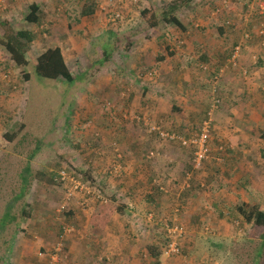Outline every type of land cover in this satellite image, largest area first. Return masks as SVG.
<instances>
[{
    "label": "rangeland",
    "instance_id": "rangeland-1",
    "mask_svg": "<svg viewBox=\"0 0 264 264\" xmlns=\"http://www.w3.org/2000/svg\"><path fill=\"white\" fill-rule=\"evenodd\" d=\"M25 1L26 4H24L22 0L20 2V6L17 8V6L10 7L6 0H0V36L10 39L11 43L15 45L16 41H19V39L10 36L11 33H13L12 26H14L17 32L21 29V31H26V35H28L27 32H29L34 37L30 44H28V36L24 41H22L21 48L25 50L29 62L26 67L16 68L12 65L8 54L2 47H0V77L3 72H8V79H12L10 82H13V85H15V88H13L11 84L8 85L9 81L0 83V156H3L5 153L9 155V158L4 157V164L6 167L7 165H11L13 159L17 158L16 160H20L24 164L29 163V168L34 174L45 171L44 179L42 175V185L43 187L49 186L53 188H49L51 189V192L48 191L45 195H43V197L42 195H38L37 200L43 198L44 208L57 209V211L55 210L56 213L61 214L59 205L61 206L64 201L69 200L65 199V197L60 198V203L56 196L64 194L65 189L66 192H69L72 188L71 186L67 188L66 185L63 187H55L54 185H51L48 182L50 174L60 171L61 168L65 166L66 168H69L78 165L83 168V166L86 167L88 165V169H93L92 174L96 176V168L92 166L95 154L99 155L98 158L101 161L109 164L112 161L114 162V158L117 157L111 155L110 153L116 155L121 153L120 147L116 146L117 148H114L112 146V140L107 142L104 141V135L102 138L105 143L104 149L99 150L97 148H93V150L92 147L89 146V142H86L85 140H87L89 135L92 139L99 138V130L97 129H93L91 133L84 132L83 139L80 141L81 143H79V146L81 144L80 148L75 147L77 141L80 140V132L78 133L77 130H74L77 132L75 133L77 139L66 142L63 140L64 134L62 131L64 117L70 113V108L68 107L70 104L72 108H74L73 110L81 113L89 102L96 101V96L93 94L90 95L88 91V88L90 89V86L94 81H111L110 72L112 71L115 72L112 75L113 81L118 80L117 76L119 74L116 72H118L117 70L120 62L113 59L111 62L114 65L113 66L111 63H102L103 60L100 59L101 54L106 50L107 44H104L101 47L95 44L94 47L91 45L94 41L97 42L94 36L102 34L106 29L114 28L115 24L112 22L113 18L110 17L112 11H108V17L104 13L105 10H110L108 9L110 6L109 3L104 2L100 4L95 16H84L82 15V12L84 10L83 7L87 5V0H33L34 3L41 4L42 6L41 25L37 28L35 27L29 30V28L24 24V16L28 12V7L26 8V6L32 2L31 0ZM172 1L173 0H117L118 4L123 5V7L120 9V6L116 5L113 6V9L116 12L124 11L123 16H127L131 13L133 16L138 17L137 15L139 12L137 11H141L142 8L144 9L145 7L153 5L162 7L163 9H169ZM174 1L176 2L177 0ZM225 1L228 2L227 0H193L190 6L191 8H185L182 10L183 12H181V10L178 11L186 20H181V22L185 23L187 20L194 21L192 24L194 35L203 33V31L204 33L207 31L211 32V34L214 37L216 36V38H209L208 40L219 49L218 46L224 45L225 42L220 38H217L218 33L216 30L217 27L222 24L221 17L226 16L223 12L220 14L219 12L224 9L231 11V13L234 10L238 11L245 0H230L228 5H226ZM43 2L47 3L49 6L45 7L48 13L53 12L54 17L57 19L54 28L49 29L48 27L49 22L46 21L47 13L43 11ZM193 3H195V6H193ZM131 4H133V6H131ZM49 8H51V12L48 10ZM193 8L196 10L193 11ZM8 11L11 12L8 13ZM2 21L5 24H3ZM68 23H72L73 26H78V30H81V28L84 27L86 29L82 30V34L84 36L79 35L78 30H75L78 33L76 36L71 35L70 33L67 35L65 28ZM78 23H80V25ZM163 29H165V26H163ZM87 30L91 33V36L86 39ZM174 33L178 34L176 31H171L169 37L167 38L169 40L172 38L171 42H173V37L175 36L176 40H178L177 35H174ZM187 35L192 39L193 36L189 35V33ZM207 36L209 35L207 34ZM155 41H157V43ZM259 41L255 42L252 40L249 43L247 42L241 45V55L239 63L236 67H229L228 65L224 66L225 72L229 71L230 68H237L242 79H250L252 74L257 73V80L255 82L248 81L245 85H243L244 96L247 100H245L244 97L241 99V94L236 95L231 99L228 98V102L225 103L227 106H225V104L221 101L218 108L214 110L212 113L213 121L210 130V138L207 142L209 153L206 160L202 161L198 168H195L193 154H190V147L187 150V156L192 159H190L189 164L188 161H186L185 166H183L182 163L184 160L179 158L180 153H177L176 150L177 148H181V146L178 147L179 144L178 146L173 145V142H170L172 141L170 138L161 136L160 134L162 133L165 135L168 132L169 134H175L177 137L185 140H188L193 135H196L198 133V129L202 127V123L207 120L205 114L200 112V106L208 103L206 108L207 113L212 105V99L217 97L214 92H212V96H210L208 92L206 93L201 88L200 84L194 85L193 88L189 89H187L188 86L181 87L182 89H186L185 91L194 90L196 92H193L194 94H192L194 96L193 100H197L191 101V104L193 107H197L199 116L187 118L183 117L184 119H178L179 117L175 113L176 117L174 116L175 119L173 120L176 123L170 124L171 121L168 119L167 123L164 125L169 126L167 129L158 124L155 119H153L154 122L149 121V119L141 120L145 123V125H143V129L149 128L147 130V136L149 138L146 139L150 143L148 147L150 150L155 149L159 151L158 155L160 156L161 161H163L161 164L164 167H167L171 161L175 162V165L179 164V166L177 165L173 168V178L175 179L173 183H175V185L173 183L170 185L171 187H174L176 191L171 205L173 207V217H170V213L166 215L163 214V216L159 213L156 220V227L158 230L154 232V236L161 234L160 238L162 241L163 238H165L164 234L171 230L172 225L173 227L181 226L183 233L184 235L186 234V236L178 242L180 247L178 254L168 256L165 252L161 255L159 262L155 263L149 259V255L146 254L147 252L145 250V246L148 245V242L144 240L143 244L139 247L140 250H137L136 254H134L135 257H131L125 253L122 247L115 246L117 249L116 252L112 251L111 253L110 250H107L108 258L103 257L102 253H100L96 259L97 264H251V262H249L250 256L247 254L248 250L246 247L242 248L240 245V242L243 241L245 234V229H243L240 224L241 218H237L239 216L227 217L225 214H227V211L229 210V203H232L231 205H235L233 203H237L242 200L247 202L249 200V193L252 194V197L255 200L262 201V203H264V160L258 156V150L254 149V146L252 149H248L246 151L240 148V162L243 165V167L238 170V174L240 176L239 178H235L234 176L227 178L222 172V169L225 167L223 166L224 159L222 160V156H220L227 148L218 145L222 143V141L224 142L230 140V136L233 131V146H235V143L241 139V135H245V132L248 137L252 136L253 139V137H255L253 135L254 129L259 132V135L262 134V131H264V116L262 114L264 113V98H262L261 104L258 106L256 105V108L259 109V113L263 119L262 123L258 127V130H256V123H253L254 120L252 118L245 119L246 122L241 121L242 119L240 118V113H243V111H245L249 106L250 101L248 98L250 97L255 100V97L252 94V91L255 90L254 85H256V88L260 87L262 88V91H264V67L262 61L258 60L257 64H251L253 67L256 66V69L252 71H248V69L240 63V61L242 62L244 56L248 54L245 53V51L248 50L247 48L251 50L249 56L252 62V56L255 53H260L259 56H261V59H264V46H262L264 38H259ZM141 42V44L139 43V45L136 46L134 52H131L132 54L121 55V53L118 52V56H120L123 61L127 59V66H133L136 63V60L133 58L137 57L135 51H138L139 48L145 47L146 55L147 51L151 52V54H149L150 57L148 55L145 56L149 60H146L143 64L145 67L152 66V68H156V72H150L151 68H146V71L144 72V65L141 69L136 68L134 72L136 76L141 73L143 75L142 78L144 79L146 76V83L157 85L162 82L156 81L153 74L157 73V71L158 73L164 72L163 70L160 71L162 63H154L156 59L155 54L158 49L160 52H163V55L165 53L177 54L180 55L181 60H184V57L187 53H189V48L191 47L188 45L185 49L184 46L182 48L180 46L177 51L171 44H169V42H165L164 44V42L160 39H153V41H149L147 43L141 40ZM188 42L189 39L187 40V43ZM52 44L61 48L70 71L73 72L74 77H77L72 80L73 82L48 80L35 75L34 64L36 58L46 47L52 46ZM125 46L126 45H122L121 48H125ZM228 49L229 48H227L226 51ZM115 54H117V52H115ZM142 56L144 55L142 54ZM129 59L133 60L129 61ZM164 68L165 76L161 81L167 82L169 79L172 81L175 78L176 81H184V79H187L188 77L187 74H184L186 71H183L181 67L177 70L173 66L164 65ZM197 71L200 72L199 70ZM171 75H174V79L173 77L171 78ZM217 78L219 81L224 80L223 76H217ZM251 82L254 85H251ZM148 86L149 84L145 85V87ZM100 88L105 89L104 84H101ZM177 88L178 87L173 86L171 89L178 93L179 91ZM168 89H170V87H168ZM162 92L163 91H161V93ZM146 94L147 97L155 95V93L149 91H146ZM261 97H264V94H261ZM120 101H125V97L120 96ZM164 101H167V99ZM169 102L167 103L168 106L171 105ZM182 102L184 101H181V103ZM231 103H233L232 106ZM94 105V109H96V106L98 105ZM147 106L148 105H146V107ZM147 109H149V107H147ZM230 109L236 111L238 116L218 118L219 112L223 114ZM121 114L123 115V122H125L124 117H126V122H130L136 116L135 113L129 114V111H122ZM217 119L218 122H216ZM20 125L24 126V128L20 129ZM218 127L221 128L219 132L222 131L224 135H228V138H225L226 136H223L221 133L220 135L217 134L220 137L215 134L219 133L218 130H215V128ZM153 128L154 130L159 128L160 131L157 129L159 134L154 131ZM17 131H20V133H17L16 139L10 143L2 137L6 133H13ZM90 138L88 140H90ZM219 139L221 141H219ZM254 140L256 141V139ZM257 140L259 143H264V141H261L260 139ZM172 145L174 149L172 148ZM221 145L223 146L224 144ZM86 147H88L89 150H86ZM161 147L163 152L160 150ZM32 152H34V156L28 160V156L31 155ZM61 156H63L62 159ZM2 159L3 158L1 157L0 160ZM119 166L120 164H113V174L117 173L115 176L120 175V172L123 171V166L121 165L120 170ZM217 175L221 178V181H219V178H216ZM95 179L97 182H100L102 177H99L98 179L95 177ZM123 180H126L125 176L123 177ZM35 183H37V181H34L33 184ZM118 183L120 182L114 178H107L102 183L103 185H100V188L98 186L93 188L82 185L83 189L75 191L74 196L70 199V204H67L66 207L80 210V213L90 211L91 209L93 210V207L95 203L98 202V199L103 198L98 189L103 188L105 189L106 194L110 195L112 191L117 190ZM119 191L122 192L120 189L117 190V193H119ZM237 193L240 195V199L238 201L237 198H235L236 195L238 196ZM206 195L210 197L209 203L204 201ZM244 195L246 197H244ZM29 200L31 201L27 203V205H29L27 209L32 213V209L29 208L33 207L32 200L34 204V199ZM103 201L109 202L107 198ZM81 210H84V212H81ZM220 215H222L223 218H221ZM168 216L169 218L166 220ZM43 218L49 222L59 223L64 227L62 235L55 237L53 244L56 246L57 244L62 245L63 256H65L63 261L66 260V243L68 242L66 239L69 235L75 232L73 219L78 220L80 217L76 215V217L69 219L68 215L65 217L60 215V217L57 218L54 214L49 213L44 215ZM23 225L21 226V229ZM165 227L170 230H165ZM210 234H212V238H210L208 243H206V246L203 247L206 251L199 253L197 249L198 245H195L194 249L193 239H195V241L197 238L206 239ZM138 236L139 239L143 237L145 239L147 233L142 235L141 232H139ZM219 244L221 246L225 244V248L219 249ZM99 245L102 246L101 242ZM165 245L166 244L163 242L162 245L159 246L161 247L160 249L165 248ZM52 250L53 248L49 251L51 252ZM195 253H199L200 256H197ZM38 257V259H45V256ZM11 259L13 260V257ZM38 259L36 258L37 264H39ZM63 261H59V264H62ZM136 261L137 263H135ZM258 264H264V257L259 260Z\"/></svg>",
    "mask_w": 264,
    "mask_h": 264
},
{
    "label": "trees",
    "instance_id": "trees-1",
    "mask_svg": "<svg viewBox=\"0 0 264 264\" xmlns=\"http://www.w3.org/2000/svg\"><path fill=\"white\" fill-rule=\"evenodd\" d=\"M193 0H177L176 2L173 0L169 9H163L159 6H153L142 8L141 11H137L138 17L133 16L131 13H129L127 16H123L124 11L116 12L113 9V6L119 5L117 0H87V5L84 6V10L82 12V15L84 16H91L97 11L98 6L102 3H109L108 9L105 10V15L108 17V11H112L110 14V17H112V22L114 25V28L106 29L102 34L94 36L97 40L91 44L94 47V44L101 47L104 44H107L106 50L104 53L101 54V58L103 60L102 63H111L113 59L118 60L119 68L118 73L119 75L117 81H113L112 75L115 72H110L111 81L113 82V85H116L115 88L109 89V85L106 86V90L103 91L101 88H96L95 90H90L94 96H96V101H91V103L97 104L96 109L93 108H85L81 113H79V118H76V112L73 110L71 104L68 106L70 108V115H66L64 117V121L62 124V131L64 134V139L66 142H70L69 140L73 141L76 138L74 130H77L79 134V139L76 144V148H80L79 143L83 139L84 132L91 133L93 129L97 128L99 129V138L92 139L89 135L86 142H89V146L97 149H101L105 147V143L102 140L104 135V123L111 120L115 125H119L116 131L115 138H112V146L114 148L120 147L121 153L118 155L110 153L113 156H117L114 158V162L105 163L104 161H101L98 158V154H95L94 161L92 162V166L96 168V176L92 174L93 169H88V165L86 167L83 166L81 168L80 166H72L69 168L62 167L60 171H64L65 174L70 175L74 178V181L81 183V185L84 186H90L95 188L98 186L100 188V185L102 186L103 182L107 178H114L118 182L117 190H122V192L119 191L117 193V190H114L111 192L110 195H107L105 192V189H98L101 193V196L103 198L98 199V202L95 203L93 210L91 212V215L88 219V224L92 229L101 230L103 231L111 217L114 214H117L119 216H131V212L134 211V207L132 203H122L123 200L128 201H134L135 198L138 196L139 203L146 206V212L144 214V217L151 218L149 221V224L144 226L143 232L147 233L149 236L155 237L157 240H153L152 244H148L145 246L146 254L149 255V259H151L153 262L158 263L161 255L165 252H167L170 244L173 241L177 242V249L178 252L180 250L178 242L182 240V238H185L186 234L178 237V236H172L169 233L164 234L163 240L161 241L160 235L154 236V232L157 231V215L161 213L163 216V209L166 208L168 205V198L165 196H168V182L169 178H166L163 174H167V172L159 171V173H154L150 171L149 173L145 174L139 181L140 186H137L133 183L132 186H129L126 184L127 180H123V177H127L128 179L131 176L132 178L135 177V175L139 174L140 172L144 171L145 169H148L152 167L156 160L160 159L159 151L152 149H149L150 143L144 142L143 143L138 140L137 138V129H139L140 133H143V135L147 138V130L149 128L143 129V125H145L144 121H136L132 119L130 122H126V117H124L125 122H123V115L120 116L119 113H121L124 109L127 101H130L131 97L134 95V88H140L147 89L146 91H150L151 86L156 85V87H159L157 84H150L146 83L145 79L142 78L143 75L137 74V77L135 75V70L138 67H142L143 65H133V66H127V59L121 60V57L118 56V52L121 53V55H130L134 52L136 46L141 44V40L144 42L153 41V39L158 40L160 37L167 36V34H163L161 32V29L163 26L165 27H171L173 31H176L178 34L174 33V35H177L178 40H176V36L173 37V42H170L174 49L178 51V48L181 46V48L184 46L185 49L188 45L194 46L196 48L200 47L202 48V45L195 42V40H192L189 35L194 36V31L192 30V24L194 21L190 22L186 26L181 22V13L178 11L180 10V4L181 7H190ZM230 3V0H227ZM238 1V0H237ZM228 2L225 1L226 5H228ZM246 0L242 3L240 10L236 11H227L223 10L220 13H224V15L221 17L222 19V25L217 27V32L219 34V38L226 42L228 37L226 35H223L225 32L229 34H233L236 32L237 34V41L235 44H233L227 51L224 49L219 52L215 51V48L213 50V56L212 57H200L197 61L191 60L190 63H188V67L192 68L195 67V70H199L202 74L206 73V75H209L210 81H214V79L219 76L220 71L223 69V67L226 64V61L230 58L233 48L236 47L239 43H241V36L244 32H248L250 36V42L254 40L255 42L259 41V38L256 36V33L252 31V23L259 26L261 24L260 18L257 15H253L250 17L249 22H244L243 17H245V13L247 12L244 3ZM116 3V4H115ZM235 3V2H234ZM26 4V3H24ZM28 4V3H27ZM158 5V4H157ZM120 9H122L123 5H119ZM133 6V4H131ZM149 6V5H147ZM28 7V12L24 16V24L29 28H37L41 25V15H42V6L41 4H28L26 8ZM45 5H43V11L46 12V21L49 22V29L54 28L56 25V19L52 13H48V11L45 9ZM133 8V7H132ZM51 12V8L48 9ZM193 11L196 9H192ZM242 10V11H241ZM245 12V13H244ZM244 13V14H243ZM52 14L51 20L47 19V15ZM223 15V14H222ZM3 22V21H2ZM3 24H5L3 22ZM72 24V23H71ZM69 23V26H71ZM80 25V23H78ZM7 25V24H6ZM10 25V24H8ZM13 27V33H11L10 36H13V38L19 39V41H16V44H12L10 39L4 38L3 36H0V47H2L5 52L8 54L10 61L12 65H14L16 68L26 67L28 65V59L27 55L25 53V50L21 48L22 41L25 40V38L28 36V44H30L33 40V35L29 32L28 35H26V31H21V29L17 32ZM256 27V28H257ZM160 29V30H159ZM47 30V29H46ZM161 32V35H160ZM79 35L84 36L82 33V30H78ZM87 37L91 36V33H86ZM160 35V36H159ZM44 36V34H43ZM32 37V38H31ZM254 37V38H252ZM189 39V42L187 43V40ZM169 42V39H167ZM157 43V41H155ZM164 42V41H163ZM122 45H126L125 48H121ZM140 49V48H139ZM100 52V50H99ZM108 52V53H107ZM117 52V54H115ZM132 52V53H131ZM136 53V51H135ZM136 54V58H133L136 60V63L144 62V57L149 56L151 52L147 51L143 54ZM173 55L172 53L168 54V56ZM150 57V56H149ZM146 58V57H145ZM155 64L164 62L165 55H163V52L158 51L155 54ZM133 59H129V61H132ZM127 63V64H126ZM223 63V64H221ZM112 64V63H111ZM140 64V63H138ZM221 64V65H220ZM113 65V64H112ZM179 65H181V62L175 61L172 66L175 69H178ZM193 65V66H192ZM35 75L38 77H41L43 79L48 80H56V81H67V82H73L72 80L77 78L74 77L73 72L71 73L69 66L67 65L62 50L59 46L52 44V46L46 47L43 52L36 58L35 60ZM114 66V65H113ZM230 67V65H228ZM145 67V65H144ZM154 67V66H153ZM204 67L206 69L204 70ZM146 68H151L150 72H156V68H152V66H146L143 70L146 71ZM200 68V69H198ZM110 70V69H109ZM236 71V69H233ZM161 71V70H160ZM4 74L7 73V76H9L8 72H3ZM161 73V72H159ZM144 74V73H143ZM157 73H154V78L156 77ZM173 74V73H172ZM226 74V73H225ZM28 78V77H26ZM156 80V79H155ZM171 79H169L170 81ZM6 81L8 82V85L11 84L13 88H15V85H13V82L7 78ZM3 81L2 83L6 82ZM101 84H104V81H101ZM146 84H149L148 87H145ZM171 84V83H170ZM7 85V86H8ZM93 86V83L91 84ZM133 86V89L131 87ZM91 87V86H90ZM144 87V88H143ZM91 89V88H90ZM113 91V97L115 96V101L113 100V97H110L106 95L109 91ZM186 90V89H184ZM89 91V90H88ZM89 91V94L91 95V92ZM128 91V92H126ZM169 95L173 97L172 91H169ZM120 96L125 97V101H120ZM142 99L145 98V95L143 94L141 96ZM219 99L220 103L223 102L224 99L220 96L217 97ZM153 101V100H148ZM176 102V101H175ZM90 103V102H89ZM171 103V112L176 113L179 117L178 119H184L182 116V109H180L178 104H174L173 100H170ZM100 104V105H99ZM146 104V105H147ZM173 104V106H172ZM142 109L146 111L145 107L146 105L142 104ZM220 105V104H219ZM95 106V105H94ZM128 109V108H125ZM122 110V111H121ZM139 116L142 119H145L143 115H136ZM206 116V112H205ZM173 119H175L173 117ZM172 117H170V121L174 124L176 123ZM142 122V123H140ZM140 124V126H139ZM20 129H23L24 126H19ZM109 126H106L105 129H108ZM159 129V128H157ZM157 133L160 131L154 130ZM200 131V128L198 129V132ZM251 132V131H250ZM20 133V131L13 132V133H6L2 137L7 142H12L16 139V134ZM119 133H123V136L120 138ZM255 133V132H253ZM159 134V133H158ZM168 135L169 134L167 132ZM155 135V134H154ZM175 135V134H174ZM105 136V135H104ZM195 136V135H193ZM192 136V137H193ZM176 139H172L173 145H176L181 148H177V153H180L179 158L184 160L182 163L183 166H185L186 161H189L192 159L191 157H188L187 150L188 147L182 146L181 142L179 140V137L175 135ZM90 138V140H88ZM191 138V137H190ZM258 139L261 141H264V131H262V134L259 135ZM150 141V140H149ZM132 142V143H130ZM129 143V144H127ZM172 145V148L174 149ZM117 146V147H116ZM86 150H89L88 147H86ZM94 150V149H93ZM163 150L162 147L160 149ZM220 151V150H219ZM163 152V151H162ZM153 153V157L150 156V154ZM194 153V149H191L190 154ZM103 154V152H102ZM168 154V153H167ZM34 156V152L31 153V155L28 156V160H30ZM223 166L225 167L222 169V172L224 173V176L229 178L233 176L235 173H238L239 169L243 167L242 163L237 160L238 152L233 150H228V148L221 153ZM260 156L264 160V146L260 149ZM3 158L0 160V264H11V258L14 256V247L19 242L20 233L22 231L21 226L29 220L31 217V211H29L27 203H29L31 200L34 199L38 195H45L48 191L53 187H43V181L42 175L44 179L45 171L40 173H32L29 168V163L24 164L20 160L13 159L11 165H7V167L4 164V157L9 158L8 154H3V156H0V158ZM63 156H61L62 159ZM188 157V158H187ZM7 160V159H6ZM134 161L133 165L129 168L131 169V172L126 173L125 169L126 167L132 163L131 161ZM161 160V159H160ZM194 160V155H193ZM26 163V161H25ZM117 163L120 164L119 170L121 169V165L123 166V171L120 172V175L115 176L116 174H113L114 167L113 164ZM23 166V167H22ZM82 166V164H81ZM169 166H175V162L171 161ZM22 167V169H21ZM169 169V167L167 166ZM71 170V172H70ZM57 171L55 173L50 174V177L48 179V182L51 185H54L55 187H63L64 185L67 186V188L72 184L68 179L60 180L61 176L59 175V172ZM167 171V170H166ZM70 173V174H68ZM94 173V172H93ZM211 174V172H210ZM95 177L98 179L99 177H102L100 182H97ZM38 179V180H37ZM34 181H37V183L33 184ZM171 184V183H170ZM175 185V183H173ZM35 186V187H34ZM136 186V187H134ZM246 187V186H244ZM51 188V189H49ZM66 189L65 193L61 195H57L56 198L61 203L60 198L66 197ZM233 193V192H232ZM55 197V196H54ZM105 197V198H104ZM244 197H246L244 195ZM108 199L109 202L103 201L104 199ZM128 198V199H125ZM238 199V197H237ZM262 201H257L252 197V194L249 193V200L246 202L245 200H242L238 202L235 205H231L229 203V210L227 211V214H225L227 217H236L241 218V227L245 229L244 239L240 242V245L242 248L246 247L248 250V255L250 256L249 262L251 264H258L259 260L264 257V209H261ZM67 204H70V200L67 202ZM131 205V206H130ZM60 207V205H59ZM61 209V207H60ZM233 209V210H232ZM53 210H50V212L54 213V215L58 218L60 215L62 217L67 216L68 208L61 209L60 213L57 214ZM33 212V211H32ZM223 212V211H221ZM223 214V213H222ZM221 218H223L222 215H220ZM170 217H173V209L170 211ZM169 218V216L166 218V220ZM175 219V218H174ZM173 219V220H174ZM165 220V221H166ZM172 220V221H173ZM154 221V223L150 226V224ZM58 226V235H62L64 227L56 223ZM175 227V226H174ZM173 225L171 227L174 228ZM165 230H170L167 227H165ZM212 238V234L208 235L206 239L197 238L196 241H194V249L195 245H198L197 249L199 253L202 251H206L203 249L204 246H206V243H208V240ZM164 242L165 248L160 249L162 243ZM223 243V242H222ZM214 245V244H212ZM219 249L225 248L224 245H218ZM51 250V249H50ZM56 250V245L54 244L53 250L50 252L47 251H41L39 252V255L41 257L45 256L46 262L49 260V257L53 255ZM184 251V250H183ZM177 253L170 254L171 256L177 255ZM199 253L197 256H200ZM211 255V254H210ZM223 256V255H222ZM65 258L63 256V253L61 254V260ZM241 258V257H240Z\"/></svg>",
    "mask_w": 264,
    "mask_h": 264
},
{
    "label": "crops",
    "instance_id": "crops-1",
    "mask_svg": "<svg viewBox=\"0 0 264 264\" xmlns=\"http://www.w3.org/2000/svg\"><path fill=\"white\" fill-rule=\"evenodd\" d=\"M6 1L9 3L10 7L11 6H15V7L17 6V8H18L20 6V2L22 0H6ZM23 2L25 3L26 1L23 0ZM31 2L34 3L33 0H31ZM194 4L195 3H193V6H195ZM42 5L48 6V4L45 2H43ZM51 6H52V2H51ZM179 7H180L181 12H183L182 10L185 8H191V7H183L182 8L181 4ZM10 12L11 11H8V13H10ZM96 13H97V11H95V13L91 16H95ZM51 16H52V14L47 15V19L51 20V18H52ZM87 16H89V15H87ZM181 17H182V21H186L184 19L183 15ZM189 22H192V21L187 20V22L183 23L184 26L189 24ZM256 27H257V25L252 23V31L253 32L256 31ZM78 29H79L78 26H73L72 24H71V26H69V23H68V25H66L65 31H66L67 35L70 33L71 35L76 36V35H78V33L75 30H78ZM84 29H85L84 27L81 28V30H84ZM171 31H173V29L171 27H165V29L162 28L161 32L163 34L166 33L167 36H164L163 38L160 37L158 39H160L161 41H164V44H165V42L168 41L167 38L169 37ZM161 32H160V35H161ZM207 34L209 36H207ZM214 35H215V33H214ZM223 35H226L228 37V39L226 40L224 45H221L219 43L221 46H218V47H219L220 51H222V52H223V50H221V49L226 50L227 48H230L233 44H235L237 41V37H238L236 32H234L233 34H229V33L225 32ZM217 36H219V34H217ZM209 38L215 39L216 36L214 37L211 34V32H208V31L205 33L203 31V33H198L197 35H194L192 37V40H195L196 43L202 45V48H200V47L196 48L194 46H191L189 48V53H187V55L184 57V60H181L180 55L173 54V55L168 56V54L165 53L164 55H165L166 60L164 62H162V67L160 68V70H163L165 72L164 65L172 66V64L175 61H179V62H181V65L178 66L179 67L178 69H180V67H181L183 71H186V73H184V74L188 75L187 79H184V81H176V78L174 79V77H173L174 75H171V78L173 77L174 80L165 82V81H161L165 76L164 72L158 73V74H156L157 78H154V79H156V81H160V82L165 83V84L159 83L158 84L159 87H156V85L151 86V89L149 92L155 93V95L151 96V97L146 96L147 95L146 94L147 89H142V87H140V88L135 87L133 89V86H132L131 89L134 90V95L131 97L130 101L126 102L125 106L123 107V109H124L123 112L129 111V114L135 113V115H137L139 113V115H143V117L145 119H149V121H152V122H154L153 119H155V121L158 124L162 125L164 128L167 129L169 126L168 125L164 126L165 123H167V121H168V119H170V117H172V119H173V117L175 116V113L171 112V105L170 106L167 105V103L170 100H175L176 102L174 101V104H178L180 106L179 108L184 110V111H182V116H184V118L199 116V112L197 110V107H193V105L191 104V101L197 100V99L193 100V97H194L193 94L196 92L194 90L185 91L181 87L188 86L187 89H189V88H193L194 85L200 84L201 88L206 93L208 92L210 96H212V92H214L217 97L220 96V97L225 98L223 101V104L228 102V98L231 99L232 97H235L236 95H240V94H241L240 95L241 99L244 97L245 100H247L246 97L244 96L243 85H245V83H247L248 81L255 82L257 80V76H258L257 73L252 74L250 79H242L241 75L238 72L239 70L237 68H234L237 71L233 70V68H230L229 71H226V72L223 69V72L220 75L221 77L223 76V78H224L223 81H210V77H209V75H206V73L202 74V73L196 71L195 67L193 65H192L193 66L192 68L187 66L191 60L197 61L200 57H204V58H207L208 56L212 57L214 55L213 54L214 48H215L216 52H219L216 45H213L212 43H210V41L208 40ZM217 38H219V37H217ZM171 40H172V38H171ZM171 40H169V43L171 42ZM247 49L248 50L245 51V53H248V54H246L244 56L242 62L240 61V63L242 66H244L246 69H248V71H252V70L256 69V66L253 67L251 65V64H254L251 61V58L249 56V53L251 50H249V48H247ZM145 52H146V48L143 47V48H140L138 51H136L135 54H141V53L144 54ZM62 54H63V52H62ZM63 57H64V54H63ZM64 59H65V57H64ZM146 60H149V59L144 57V62H146ZM139 63L140 64L135 63V65H141V64L144 65L143 62H139ZM221 64H223V63H221ZM141 68L142 67H138L137 69H141ZM253 75H254V77H253ZM145 79H146V76H145ZM252 82H251V85L253 84ZM93 83L96 86L91 85V87H90L91 89L88 88L89 91L95 90L96 88H100L101 81H96V82L94 81ZM107 85H109V89L116 87V85H113L112 81H104L105 89H103V91L106 90ZM173 86L178 87L177 88L179 91L178 93L174 92V90L171 89ZM168 87H170L169 91L174 92L173 97L169 95V92L167 91ZM254 87H255V90L252 91V94L254 95L255 100H253L252 98H250L248 96L249 97L248 100L250 101L249 106L245 111H243V113H240V118L242 119L241 121H243V122H246L245 119H251L252 118L254 120L253 123H256V125H255L256 130H258V127L262 123L263 119L259 113V109L256 108V105L258 106L259 104L262 103V98H264V97H261V94H264V91H262V88H260V87H257V88H259V89H257L256 85H254ZM140 90H142V91H140ZM161 91H163V92L161 93ZM112 92L113 91L110 90L106 95L113 97ZM91 94H93V93L91 92ZM143 94L146 97L145 99L141 98V96ZM156 96H158V97H156ZM149 99L154 100V101H149V104H147ZM165 99H167V101H164ZM113 100L114 101L116 100L115 96L113 97ZM181 101H184V102L181 103ZM141 103L144 105L147 104L148 105L147 107H149V109H147V107H145L146 111H144L142 109L143 106L141 105ZM207 104L208 103L200 106V110H201L200 112H203V114H205V112H206ZM232 105H233V103H231V106ZM172 106H173V104H172ZM225 106H227V105L225 104ZM85 108H93L94 109V105L90 102V103H88V105ZM125 108H128V109H125ZM69 112H70V110H69ZM75 112H76V118H79L80 112H77V111H75ZM183 112H185V113H183ZM119 114H120V116L122 115L121 113H119ZM262 114L264 116V113H262ZM68 115H70V113H68ZM234 116H238V113L232 109L227 110L226 113L222 114L219 112V114H218V118H223V117L224 118L225 117L230 118V117H234ZM216 122H218V119L216 120ZM171 123L172 122H170V124ZM106 126H109V128L105 129ZM117 127H119V125H115L111 120L104 123V135H105L104 141H106V142L111 141L112 138H115V136H116L115 129H117ZM95 129H97V128H95ZM220 129L221 128H219V127L215 128V130H218V132ZM253 129H254V127H253ZM97 130H99V129H97ZM140 132H139V129H137L138 140H140L143 143V140L145 138L144 142H147L146 137L143 135V133H140ZM254 132L255 133H253V135L255 137H253V139H252V136L248 137L247 133L245 132V135H241V139L235 143V146H233L234 145V138H233L234 131H233L232 135L230 136V140L224 141V142L222 141V143H220L218 146L225 147V148L231 149L233 151H237L238 152L237 160L239 159L238 161H241L240 160V157H241L240 148L243 149L244 151H246L248 149H252V147L254 146L255 147L254 149L258 150V153H257L258 156H260L259 151L264 146V143L258 142L257 139L259 137V132L255 131V129H254ZM220 133L223 136H226L225 138H228V135H224V133L222 131H220L219 133H215V134L220 135ZM121 136H123V133H119L118 137L120 138ZM218 137H220V136H218ZM254 139H256V141ZM219 141H221V140L219 139ZM130 143H132V142H130ZM127 144H129V143H127ZM221 144H224V145L222 146ZM103 149L104 148H102V150ZM260 158H261V156H260ZM131 162L132 163H130L125 169L126 173L129 172V174H130L131 169H132V168H129V166L131 167L133 165L134 161L132 160ZM162 162L163 161H161V160H156L152 167L145 169L144 171L135 175L134 178H132L130 176L128 179V174L126 175L127 177H125V178L127 180L126 184H128L129 186H132L133 183L136 184L137 186H140L139 181L141 180V178L143 176H145V174L149 173L150 171L152 172V174L159 173V171L167 172V174L160 173V174H163L164 176H166V178L170 179L168 182L169 188L167 191L169 194H168V196H165L168 198V205L166 206V208L163 209V214L166 215V214L170 213V211L173 209V207L171 205H172V202L174 200L173 196L175 195L176 191H175V188L171 187L170 185L175 181V179L173 178V172H174L173 168L177 165L179 166V164H176L175 166H169L168 165V167H169V169H168L167 167H164L161 164ZM131 173H133V171ZM205 174H207V173H205ZM218 175L216 178H219V181H221V178L218 177ZM233 176L235 178L236 177L239 178L240 175L238 173H235ZM134 187H136V186H134ZM42 197H43V195H42ZM237 197H238V199H237V201H238L240 199V195L239 194H238V196L236 195L235 198H237ZM125 199H128V198H125ZM138 201H139L138 196L135 198V200L133 202L128 201V200H125V201L123 200L122 203H125L127 205H128V203H132V205L134 207V211L131 212V216L126 217V216H119L117 214H114L111 217L107 227L103 231L92 229L89 226L88 219L91 215L92 209L90 211H87V212H84V210H81V212H84V213H80L79 212L80 210H77L74 208H68V211L66 213H68L67 215H68L69 219L76 217V215H78L80 217V219H78V220L73 219V221H74L73 227L75 229V232L72 233L71 235H69V237L66 239V241L68 240V242L66 243V247H67L66 257L67 258L64 261L62 260L63 261L62 264H97L96 263L97 256H99L100 253H102L103 257L108 258L107 257L108 256L107 250H110L111 253H112V251L116 252L117 249L115 248V246L122 247L125 253H127L131 257H135L134 254H136L137 250L138 251L140 250L139 247L143 244L144 240L146 242H148V244H152L153 240H157L155 237L149 236L148 234H147L145 239H144V237L139 239L138 233L141 232L142 235L145 233V232L143 233L144 226L149 224L150 219L147 217H144V214H145L147 208H146V206L140 204ZM204 201L209 203L210 197H208V195H206ZM237 203H233V204H237ZM261 204H262L261 209H264V203H261ZM32 205H33V207H31L29 209H32L33 212L31 213V217L29 218V220L26 223H24V225L22 227V231H21L20 237H19V242L14 247V256H13L14 263L12 260L11 264H35V263L37 264L36 258L37 259L39 258L38 257V256H40L39 252L44 251V250L45 251L50 250L54 246L53 243L55 241V237H57L58 226L56 225V223L49 222L43 218L44 215L52 213V212H50V210H53V209L43 207V198L40 200L39 199L37 200V197H35L34 198V204H33V200H32ZM220 208H222V207H220ZM55 210L57 211V209H55ZM56 211H55V213H56ZM52 214H54V213H52ZM153 223H154V221L150 224V226ZM100 242H101L102 246L99 245ZM66 247H65V249H66ZM45 262H46V259H43V258L38 259L39 264H45ZM135 263H137V261Z\"/></svg>",
    "mask_w": 264,
    "mask_h": 264
},
{
    "label": "built area",
    "instance_id": "built-area-1",
    "mask_svg": "<svg viewBox=\"0 0 264 264\" xmlns=\"http://www.w3.org/2000/svg\"><path fill=\"white\" fill-rule=\"evenodd\" d=\"M244 6L247 10V12L245 13V17H243V21L249 22L250 21V17L253 15H257L260 18L261 24H259V26L256 28V36L258 38H264V0H246V2L244 3ZM218 11V10H217ZM249 43L250 42V36L248 34V32H244L241 36V43H239L236 47L233 48V52L230 56V58L226 61V64L232 66V67H236L239 63V59H240V55H241V45L243 43ZM260 42V41H259ZM262 46H264V41L262 43ZM260 53H255L252 56V60L254 64L258 63V60L262 61L263 67H264V59H261V56H259ZM206 69V67H204V70ZM224 69V67H223ZM223 69L220 71L219 76L221 75V73L223 72ZM8 78L7 73H5L2 76V81H6ZM214 81H219V79L216 77L214 79ZM220 104L219 99H217V97L212 99V105L210 106V109L207 111L206 113V121H204L202 123V127L200 128V131L193 137H191L188 140H185L183 138H179L181 145L185 146V147H190L191 149H194V164H195V168H198L201 164L202 161L206 160L207 155L209 153L208 151V147H207V142L210 138V130H211V126H212V113L214 112L215 109L218 108ZM154 130V128H153ZM157 130V129H155ZM161 136L164 137H168L171 140L172 139H176L175 135H168L167 133L164 134H160ZM151 157H153V153L150 154ZM70 174V173H68ZM59 175L61 176V181L68 179L70 181V183H72L70 186L72 189H70L69 192L66 193V197L65 199L70 200L73 196L76 190H82L83 186L81 185V183L74 181V178L71 177L70 175L67 176V174L64 173V171H60ZM69 186V187H70ZM68 187V188H69ZM67 202L68 201H64L61 204V209L66 208L67 206ZM170 235L172 236H178L181 237L183 235V229L182 227H174L172 228L169 232ZM178 249H177V244L175 241H173L167 252L166 255H170L172 253H177ZM63 253V247L61 244H57L56 246V251L53 255H51L49 257V260H47L46 264H59V261L61 260V254Z\"/></svg>",
    "mask_w": 264,
    "mask_h": 264
},
{
    "label": "clouds",
    "instance_id": "clouds-1",
    "mask_svg": "<svg viewBox=\"0 0 264 264\" xmlns=\"http://www.w3.org/2000/svg\"><path fill=\"white\" fill-rule=\"evenodd\" d=\"M0 7H1V5H0ZM219 11V10H218ZM4 75V73L1 75V77H0V83H2L3 81H2V76ZM134 120H136V121H141V118L139 117V116H135L134 117Z\"/></svg>",
    "mask_w": 264,
    "mask_h": 264
}]
</instances>
